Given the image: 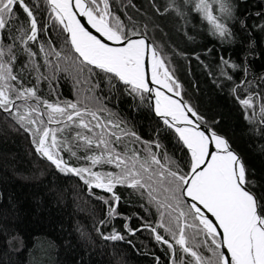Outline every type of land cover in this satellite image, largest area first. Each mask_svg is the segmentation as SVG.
<instances>
[{
    "label": "trees",
    "instance_id": "1",
    "mask_svg": "<svg viewBox=\"0 0 264 264\" xmlns=\"http://www.w3.org/2000/svg\"><path fill=\"white\" fill-rule=\"evenodd\" d=\"M25 2L33 9L41 29L37 40L27 44L35 55L30 57L25 45L17 39L21 23L30 34L29 18L19 6L15 27L10 25L0 31L4 60H10L8 45H12L13 74L23 86L35 87L39 97L54 104L82 101L83 107L89 103L86 97L95 96L97 99L91 106L108 110L99 113L101 118L123 121L121 128L135 131L141 141H159L162 148L156 149L152 144V151L158 152L161 159L166 151L187 171L185 162L189 154L182 149L174 131L166 129L162 120L152 113L146 96L141 102L139 97L128 94L122 82L113 79L110 85L103 73L92 75L88 82L80 79L79 83L64 72L52 78L55 65L59 62L63 67L64 61H58L54 55L45 60L49 42L51 48L61 51L65 48L66 35L52 19L46 0ZM229 2L233 16L224 22L232 36L224 39L213 35L207 21L194 10L195 0H174L175 8L167 12L169 0H109V5L113 15L126 26L131 17L141 24L142 31L143 23L151 17L146 35L161 50L167 67L180 85L183 99L203 117L201 122L227 138L248 169V187L259 197L264 195V123L260 112L264 103V0ZM217 7L214 5V9ZM215 14L220 15L218 11ZM42 45L45 51H41ZM232 64L237 67L232 68ZM84 77H88L87 70ZM249 95L254 97V107L246 109L239 100ZM34 103L29 100V104ZM109 112L113 114L111 117ZM49 127L62 128L63 124ZM79 130L73 124L71 131L58 133V139L71 140ZM32 140L29 132L0 110V264H171L172 252L167 245L156 241L150 228L143 227L148 224L155 228L160 220L157 208L148 202L146 195L141 197L126 186H117L115 192L120 196L117 214L109 216V205L116 203L110 199L111 194L95 188L90 190L77 176L60 172L36 151ZM130 146L139 149L141 156L145 154L142 142ZM118 150L123 151V146ZM73 151L81 158L72 157L67 151L60 154L73 167L90 166V161L83 157L92 153L78 150L75 145ZM93 170L119 171L108 164ZM101 196L109 203L100 200ZM126 223L129 228L139 230L131 234L124 227ZM114 230L124 239H104ZM194 231L187 230L190 245L210 257L212 253L205 246L204 236L191 239ZM157 232L174 244L163 228H157ZM206 242L211 244L210 239ZM176 248L177 261L181 256L193 260Z\"/></svg>",
    "mask_w": 264,
    "mask_h": 264
},
{
    "label": "snow or ice",
    "instance_id": "2",
    "mask_svg": "<svg viewBox=\"0 0 264 264\" xmlns=\"http://www.w3.org/2000/svg\"><path fill=\"white\" fill-rule=\"evenodd\" d=\"M46 4L52 13V19L67 34L65 48L61 51L51 48V41L49 42L50 50L46 52L45 60L54 55L58 61H64L63 67L59 62L55 65L52 78H55L56 73L64 72L79 83L80 79L88 82L92 75L103 73L110 85L113 79L122 82L128 94L134 98L139 97L141 102L146 93H154L155 114L162 119L166 129L174 131L182 149H186L189 154L185 162L188 171L166 151L162 159L158 152L152 151V144H155L156 149L162 148L159 141H141L135 131L121 128L123 121L101 118L99 113L108 110L91 106V102L97 99L95 96L86 97L89 103L83 107L80 106L82 101L54 104L39 97L35 87H24L13 74L11 63L15 60V55L11 51L12 45H8V62L4 60V48L0 47V110L8 113L31 134L36 151L60 172L74 174L90 190L96 188L111 194L110 199L116 203L109 205V216L117 214L116 208L120 201V196L115 192L117 186H126L141 197L146 195L148 202L157 208L160 220L155 228L148 224L143 227L150 228L156 241L167 245L172 252L171 264H264V195L258 197L249 189L248 169L239 155L231 150L227 139L214 130H201V123L198 122L203 121V117L191 105L182 99H173L160 90L164 88L169 93L180 95L176 91L180 85L169 71L161 50L148 41L146 33L151 17H147L143 23L142 31L141 24L131 17L126 26L119 17L114 16L109 0H46ZM214 5L218 7L214 9ZM17 6L30 22V34L21 23L17 29L20 33L17 39L25 45V51L32 57L35 53L27 44L37 40L41 29H38L33 9L25 0H0V31L10 25L15 27V22L19 20ZM169 8H175L174 0H169L165 12ZM194 10L207 21L213 35L222 39L232 36L230 28L224 22L233 16V6L229 0H195ZM176 11L179 13V8ZM216 11L220 15L215 14ZM77 12L80 17L86 18L87 25L95 29L99 36L82 23ZM105 41L119 46H111ZM41 51H45L43 45ZM223 63L227 65L228 61ZM231 67L236 68L237 65L232 64ZM149 68L151 83L159 87H150L147 78ZM97 69L99 72L95 71ZM85 70L88 77H84ZM12 81L17 83L13 84ZM29 100H34L35 103L29 104ZM17 101L23 103L18 104ZM239 102L246 109L254 107L252 95ZM260 112L261 122L264 123V103L261 104ZM112 115L111 112L108 113L109 117ZM45 116L47 120L43 119ZM87 117H91V120ZM252 117H255V112ZM51 124H63V127H49ZM73 124L80 130L72 135L71 140H59L58 133H63L66 129L71 131ZM139 142L144 144L143 156L139 149L130 146ZM73 145L78 150L92 153L83 157L90 161V166L73 167L63 159L60 154L62 151L69 152L77 159L81 158L77 156V151H73ZM121 145L123 151L118 150ZM96 150L99 154H96ZM105 164L114 165L119 171L93 170L94 167ZM185 197L190 198L192 203H187ZM99 199L105 204L109 203L103 196ZM202 209L210 213L215 221ZM103 223L105 221H101ZM124 227L131 234L139 230L129 228L127 223ZM157 228H163L169 233L174 244L160 235ZM188 229L195 230L191 237L193 241L201 235L206 238L204 243L212 253L210 257L193 249L189 243ZM104 239L118 241L123 240L124 236L114 230ZM209 239L211 244L206 242ZM176 246L193 260L188 261L181 256L177 261ZM221 248L227 250V255Z\"/></svg>",
    "mask_w": 264,
    "mask_h": 264
},
{
    "label": "water",
    "instance_id": "3",
    "mask_svg": "<svg viewBox=\"0 0 264 264\" xmlns=\"http://www.w3.org/2000/svg\"><path fill=\"white\" fill-rule=\"evenodd\" d=\"M74 2V1H73ZM77 17L79 18V19H81V21H82V23H84L85 24V26L86 27H88V29L93 33V34H95V35H97V36H99V34L98 33H96L95 32V29H92L91 28V26L90 25H87V22H86V18H82V17H80L79 16V13L77 12ZM66 34V33H65ZM66 36H67V34H66ZM133 38H135V37H133ZM148 38V37H147ZM148 41L150 42V43H152L151 42V40L148 38ZM106 43H109L111 46H114V47H116V46H119V45H117V44H115L114 42H111V41H105ZM147 78H148V81H149V85H150V87H153V88H156V87H159V86H157V85H154V84H152L151 83V72H150V68H149V70H148V74H147ZM161 91H163V92H165L167 95H171L174 99H176V100H181L182 99V97H181V95H179V96H176L175 95V92H171V93H169V92H167V90L166 89H164V88H161L160 89ZM177 91H179V90H177ZM145 96H146V98H147V101H148V105H149V107H150V110L152 111V113H154V115L156 116V117H158L156 114H155V94L154 93H152V94H145ZM183 100V99H182ZM183 101H185V100H183ZM159 119H161L160 117H158ZM192 119H194L195 120V118L193 117ZM162 120V119H161ZM198 123H201V130H205V129H211V130H214V129H212L210 126H208V125H206V124H204V123H202V122H198ZM215 131V130H214ZM216 132V131H215ZM217 133V132H216ZM217 134H219V133H217ZM219 135H221V134H219ZM222 137H224L223 135H221ZM224 138H226V137H224ZM227 139V138H226ZM228 141V140H227ZM229 145H230V143H229ZM230 148H231V150L232 151H234L236 154H238L237 152H236V150L230 145ZM239 155V154H238ZM240 157V156H239ZM46 158V157H45ZM241 158V157H240ZM47 159V158H46ZM188 171V170H187ZM250 189V188H249ZM251 190V189H250ZM252 191V190H251ZM185 201L187 202V203H192V201H191V199L190 198H188V197H185ZM202 207V206H201ZM203 210V209H202ZM204 212H205V214L210 218V219H212L213 221H215V218L214 217H212L211 216V214L210 213H207V211L206 210H203ZM218 231H220L221 233H222V230L221 229H218ZM221 251H223V252H225V254L227 255V250L225 249V248H221Z\"/></svg>",
    "mask_w": 264,
    "mask_h": 264
},
{
    "label": "bare ground",
    "instance_id": "4",
    "mask_svg": "<svg viewBox=\"0 0 264 264\" xmlns=\"http://www.w3.org/2000/svg\"><path fill=\"white\" fill-rule=\"evenodd\" d=\"M74 1V0H73ZM66 35V34H65ZM174 78V77H173ZM175 79V78H174ZM176 80V79H175ZM177 90H179V92H180V88L179 89H176V91ZM180 95H181V92H180ZM169 96H171V95H169ZM172 97V96H171ZM181 97H182V95H181ZM173 98V97H172ZM147 99V98H146ZM174 99V98H173ZM183 99V98H182ZM184 100V99H183ZM148 102V101H147ZM154 114V113H153ZM201 122V121H200ZM203 123V122H202ZM205 124V123H204ZM207 125V124H206ZM218 133V132H217ZM220 134V133H219ZM222 135V134H221ZM224 136V135H223ZM225 137V136H224ZM35 149H36V147H35ZM240 156V155H239ZM45 158V157H44ZM46 159V158H45ZM47 160V159H46ZM48 161V160H47ZM50 162V161H49ZM51 163V162H50ZM53 165V164H52ZM55 166V165H54ZM74 175V174H73ZM79 178V177H78ZM80 179V178H79ZM83 181V180H82ZM84 182V181H83ZM86 186L88 187V185L86 184ZM89 188V187H88ZM96 189V188H95ZM98 190H101V189H98ZM102 191H104V190H102ZM105 192V191H104Z\"/></svg>",
    "mask_w": 264,
    "mask_h": 264
},
{
    "label": "flooded vegetation",
    "instance_id": "5",
    "mask_svg": "<svg viewBox=\"0 0 264 264\" xmlns=\"http://www.w3.org/2000/svg\"><path fill=\"white\" fill-rule=\"evenodd\" d=\"M96 190H98V189H96ZM98 191L104 192V191H102V190H98ZM105 193H107V192H105Z\"/></svg>",
    "mask_w": 264,
    "mask_h": 264
},
{
    "label": "rangeland",
    "instance_id": "6",
    "mask_svg": "<svg viewBox=\"0 0 264 264\" xmlns=\"http://www.w3.org/2000/svg\"><path fill=\"white\" fill-rule=\"evenodd\" d=\"M61 28H62V26H61ZM183 98V97H182Z\"/></svg>",
    "mask_w": 264,
    "mask_h": 264
}]
</instances>
